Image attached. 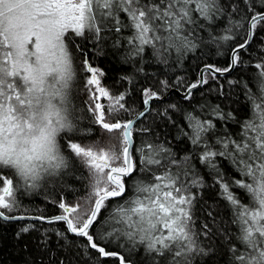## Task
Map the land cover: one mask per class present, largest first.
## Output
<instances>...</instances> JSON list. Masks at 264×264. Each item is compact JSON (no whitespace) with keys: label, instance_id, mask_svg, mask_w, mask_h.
I'll return each instance as SVG.
<instances>
[{"label":"snow or ice","instance_id":"1","mask_svg":"<svg viewBox=\"0 0 264 264\" xmlns=\"http://www.w3.org/2000/svg\"><path fill=\"white\" fill-rule=\"evenodd\" d=\"M220 13L230 18L232 27L226 31L237 38L242 34V42H234L235 46L229 48L226 67L206 64L200 70L197 80L186 85V101L192 99L194 90L207 85L209 80L218 81L242 63L244 50L257 33H264V0H225L224 3L218 0H0V136L7 138L21 124L27 125L22 113L40 103V94L44 92L42 85L48 78L56 81L52 85L56 95L63 100L69 98L75 79L69 46L75 41H86L88 37L101 41L106 39L102 35L105 31L121 33L129 29L132 35L127 43L132 46L133 56L144 52L145 46H152L156 54L172 48L183 54L196 47L189 39L190 32L185 31L186 25L195 23L194 14L211 20ZM233 35L220 39L230 41ZM261 41L264 46V36ZM76 50L84 54L82 67L90 97L86 112L90 113L93 124L111 134L114 143L107 149L96 150L95 146L82 147L69 138L65 147L87 166L92 176L91 191L76 204H68L62 197L58 203L62 214L37 219L63 222L68 233L82 238L83 254L89 256L90 250H94L101 264L107 258H117L119 264H130L122 253L106 250L105 241L111 243L109 238L113 235L146 243L147 251L158 256L160 264H190L189 254L194 246L203 253L191 227L194 199L191 190L202 186L204 180L188 165L189 157L177 159L163 145L144 142L137 148L135 144L140 134L150 135L149 127L136 128L135 124L150 111L151 103L159 100V93L151 87L143 88L140 92L142 110L133 119H117L121 113L130 111L125 103L126 93L113 96L100 86L104 73L91 66L87 52L79 44ZM254 67L258 70L261 94L249 96L251 118L242 123L235 136L225 133L216 137L215 144H210L211 137L206 134L215 129L213 121L201 120L191 113L186 116L191 131L184 135L193 145H203L200 162L215 174L213 182L221 189V196L236 209L234 222L239 225V235L235 237L238 243L228 241L230 264H264V62ZM159 83L162 88L168 87L166 80ZM233 83L236 81H228L229 85ZM91 86L96 87L93 90ZM223 87L220 85V94H223ZM93 91L98 95H93ZM101 98H107L108 103L97 102ZM212 114L219 120L233 119L231 113H223L219 106L212 109ZM219 158L228 159L246 179L230 178L221 170L222 165L217 164ZM6 163L0 165V174L11 170ZM64 163V157H59L56 166ZM161 167L166 171L157 174L155 169ZM173 168L176 170L172 171ZM137 172L150 173L153 179L133 183V196L117 206L109 218L114 221L109 223L111 231H92L101 223L99 218L107 204L116 198L124 199L128 181ZM0 183L3 184L0 220L24 219L11 215L17 207L13 180L0 179ZM240 190L241 196L251 195L253 207L246 206L237 197L235 191ZM32 227L20 228L15 233L16 239H21ZM204 229L203 235L209 236L207 224ZM57 235L63 237L64 233Z\"/></svg>","mask_w":264,"mask_h":264},{"label":"trees","instance_id":"2","mask_svg":"<svg viewBox=\"0 0 264 264\" xmlns=\"http://www.w3.org/2000/svg\"><path fill=\"white\" fill-rule=\"evenodd\" d=\"M224 2L225 0H218V3ZM193 19L195 23L186 25L185 31L190 32L189 39L196 47L184 51L183 54L176 52L174 48L156 54L152 46H145L144 52L133 56L131 55L132 46L127 43V39L132 35L129 29H124L121 33H115L114 30L105 31L102 35L106 39L96 41L88 37L86 41L77 40L69 46L75 79L69 92L72 129L60 138L61 149L67 160L66 167L57 177L46 180L36 189L22 186L11 170L0 174V179L13 180L17 207L11 215L56 216L62 214V210L58 208L62 197L68 204H76L87 197L91 191L92 176L87 166L65 147L69 138L80 143L82 147L95 146L96 150L107 149L114 143L110 138L111 134L93 124L89 118L90 113L86 112V108L90 106L87 103L90 97L85 88L87 76L82 67L84 54L76 50V45L79 44L84 52H87L91 66L99 68L104 73L100 77V86L105 87L113 96L126 93L125 103L130 111L116 117L124 121L132 119L142 109L140 92L143 88H153L159 93V97L170 89L185 92L186 85L197 80L200 69L206 64H213L220 68L227 66L230 56L229 48L234 47L235 43L242 42L243 35L237 38L232 32L226 31L232 25L229 16L225 13L217 14L211 20H205L194 14ZM235 31L239 32L238 29ZM224 35H233V40H221L220 37ZM262 36L264 33H257L256 38L241 55L242 63H239L228 75L218 81L209 80L207 85L194 90L190 101H186L174 92L164 100L153 101L150 111L135 124L136 128H150V135L140 134L136 140L137 148L142 143L148 142L170 149L177 159L182 160L187 156L190 158L188 165L198 171L204 180L202 186L191 190L194 198L191 227L197 245L203 249V253L197 251L194 246L193 252L189 254L190 264H230L231 253L228 249L231 245L228 241L234 240L238 243L235 237L239 235V225L234 222L236 209L221 196V189L213 182L215 174L211 173L210 169L199 160L203 145H193L188 136L184 135L191 131L186 116L191 113L201 120L213 121L216 125L215 129L206 134L211 137L208 141L210 144H215L217 136H224L225 133L235 136L240 132L242 123L251 118L252 102L249 96L258 97L261 94L258 70L254 65L264 62ZM156 47L158 48L159 44ZM165 80L168 81V87L162 88L159 82ZM229 80L236 83L229 85ZM220 85L224 86L223 94H220ZM91 87L94 90L96 86ZM93 95L98 93L93 91ZM97 102L104 105L108 103L107 98H101ZM169 105L176 107L172 108ZM217 106L223 113H231L233 119H217L212 114V109ZM216 162L222 165L221 170L227 172L230 178L246 179L238 174L228 159L219 158ZM155 170L157 174L166 171L162 167ZM175 170V168L172 169V171ZM152 179L150 173L137 172L128 181V193L124 199L116 198L108 203L99 218L101 223L97 224L92 231H111L109 223L114 221L109 218L113 215L115 207L122 205L125 200L133 196V183L137 180L148 182ZM2 188L3 184L0 183V189ZM241 191H235L237 197L246 206L253 207L254 201L251 195L245 193L241 196ZM0 194L3 193L0 192ZM85 202L87 203L86 200ZM205 224L210 229L209 236L203 235ZM28 225L33 227L17 240L15 233ZM58 232H63L64 236H58ZM109 239L111 243L105 241L106 250L122 253L130 264H160L159 257L147 251L146 243H140L138 240L132 242L126 237L117 235ZM83 244L82 238L67 232L63 222L0 220V264H61V262L63 264H101L94 250H90L89 256L83 254L81 251ZM102 264H119V260L107 258L102 261Z\"/></svg>","mask_w":264,"mask_h":264},{"label":"clouds","instance_id":"3","mask_svg":"<svg viewBox=\"0 0 264 264\" xmlns=\"http://www.w3.org/2000/svg\"><path fill=\"white\" fill-rule=\"evenodd\" d=\"M55 84L48 78L42 85L40 103L22 113L27 125L21 124L7 138L0 136V165L7 162L21 185L31 189L57 177L67 164L60 138L72 129L68 127L72 125L70 98L63 100L56 95ZM59 157H64L65 163L57 167Z\"/></svg>","mask_w":264,"mask_h":264},{"label":"water","instance_id":"4","mask_svg":"<svg viewBox=\"0 0 264 264\" xmlns=\"http://www.w3.org/2000/svg\"><path fill=\"white\" fill-rule=\"evenodd\" d=\"M203 68V67H202ZM201 68V69H202ZM200 69V70H201ZM199 74H200V71H199ZM225 75H228V74H225ZM224 75V76H225ZM176 93L178 96H180V97H182V98H184V95H185V92H180V91H178V90H176V89H170L166 94H164L162 97H160L159 98V100H154V101H161V100H164V99H166L171 93ZM142 110V109H141ZM135 117V116H134ZM133 117V118H134ZM132 118V119H133ZM13 216H22V217H24V219H22V220H33V221H39V222H48L47 220H41V219H37L38 217H36V216H29V215H13ZM51 217H54V216H51ZM51 217H47V218H51Z\"/></svg>","mask_w":264,"mask_h":264},{"label":"bare ground","instance_id":"5","mask_svg":"<svg viewBox=\"0 0 264 264\" xmlns=\"http://www.w3.org/2000/svg\"><path fill=\"white\" fill-rule=\"evenodd\" d=\"M198 74V73H197ZM129 117V116H128ZM7 198V197H6ZM116 208V207H115ZM57 214V213H56ZM15 215V214H14ZM39 215V214H38Z\"/></svg>","mask_w":264,"mask_h":264},{"label":"rangeland","instance_id":"6","mask_svg":"<svg viewBox=\"0 0 264 264\" xmlns=\"http://www.w3.org/2000/svg\"><path fill=\"white\" fill-rule=\"evenodd\" d=\"M199 76V75H198Z\"/></svg>","mask_w":264,"mask_h":264}]
</instances>
